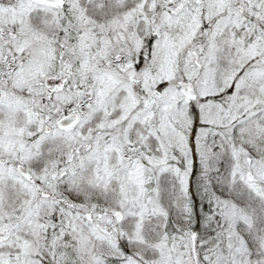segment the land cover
<instances>
[{"label": "snow or ice", "instance_id": "snow-or-ice-1", "mask_svg": "<svg viewBox=\"0 0 264 264\" xmlns=\"http://www.w3.org/2000/svg\"><path fill=\"white\" fill-rule=\"evenodd\" d=\"M0 264H264V0H0Z\"/></svg>", "mask_w": 264, "mask_h": 264}]
</instances>
